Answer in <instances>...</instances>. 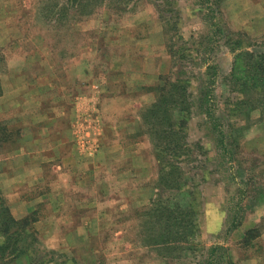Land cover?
Segmentation results:
<instances>
[{
	"label": "rangeland",
	"instance_id": "1",
	"mask_svg": "<svg viewBox=\"0 0 264 264\" xmlns=\"http://www.w3.org/2000/svg\"><path fill=\"white\" fill-rule=\"evenodd\" d=\"M4 208L19 264H264V0H0Z\"/></svg>",
	"mask_w": 264,
	"mask_h": 264
},
{
	"label": "trees",
	"instance_id": "2",
	"mask_svg": "<svg viewBox=\"0 0 264 264\" xmlns=\"http://www.w3.org/2000/svg\"><path fill=\"white\" fill-rule=\"evenodd\" d=\"M259 61H263L262 59ZM259 63V62H258ZM255 66V65H253ZM246 67V66H245ZM251 67V66H249ZM244 69L242 68V71ZM27 221H33V219L26 218L22 220H15L9 215L6 208L0 211V264H19L16 261L21 259L25 250L23 249L24 240L21 238L23 234H27ZM9 255L11 259L3 260L5 256ZM27 264H30L27 261Z\"/></svg>",
	"mask_w": 264,
	"mask_h": 264
},
{
	"label": "crops",
	"instance_id": "3",
	"mask_svg": "<svg viewBox=\"0 0 264 264\" xmlns=\"http://www.w3.org/2000/svg\"><path fill=\"white\" fill-rule=\"evenodd\" d=\"M241 229V228H240ZM237 232V231H236Z\"/></svg>",
	"mask_w": 264,
	"mask_h": 264
}]
</instances>
